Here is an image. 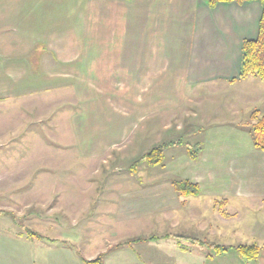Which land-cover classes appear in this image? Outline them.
<instances>
[{"label":"crops","instance_id":"crops-1","mask_svg":"<svg viewBox=\"0 0 264 264\" xmlns=\"http://www.w3.org/2000/svg\"><path fill=\"white\" fill-rule=\"evenodd\" d=\"M11 1L8 7H0V63L5 64V76L20 61L44 64L50 57L51 62L66 65L61 72L72 71L75 63L86 64V78L102 81V94L113 102H109L112 110L133 108L135 117L129 123L144 119L142 111L164 108L173 114L181 111L182 118H200L196 106L189 103L193 99L202 105V92H214L222 119L212 123L214 117L204 115L200 120L208 122L201 125L203 129L217 126L219 130L199 138L203 150L197 160L190 158L183 144L174 142L166 150L170 174L198 183L200 192L186 197L174 183H151L156 191L162 186L166 194L163 204L151 202L150 212H157L173 228L180 253L196 249L202 252L204 264H264V150L255 147L252 136L236 135L244 132L222 122L225 111L221 110L228 109L236 118L232 124L239 126L240 111L246 105L257 102L264 112L261 82L255 76L239 77L242 46L258 35L262 3L210 6L208 0H18L15 7ZM11 47L23 48L16 51L17 58L15 51L9 52ZM168 120L174 125V117ZM13 187L8 191L13 192ZM14 197L2 205L6 210H0V264H94L84 259H95L107 250L103 264H158L155 238L146 241L150 252L141 249L138 257L111 250L117 239L134 237L109 233L133 217L126 215L127 210L116 216L114 201L94 200L92 205L98 209L90 210L89 205L80 207V202L63 206L61 200L39 198L19 204ZM119 205L127 207L121 201ZM136 206L135 219L141 221L140 214L148 211ZM50 217L55 220L43 222ZM65 218L71 219L70 235L55 234L50 237L55 242L48 247L45 240H50L44 234L61 229ZM21 219L32 225L24 226ZM26 227L43 237L30 236ZM178 236L205 244H190L184 250ZM35 239L46 246L33 252L30 242ZM253 243L261 246L260 254L256 261H247L235 246ZM213 244L228 248L217 251Z\"/></svg>","mask_w":264,"mask_h":264},{"label":"rangeland","instance_id":"rangeland-1","mask_svg":"<svg viewBox=\"0 0 264 264\" xmlns=\"http://www.w3.org/2000/svg\"><path fill=\"white\" fill-rule=\"evenodd\" d=\"M9 2L10 0H0V7H8ZM11 2L15 7L19 5L18 0ZM83 48L85 50V39ZM22 49L11 47L9 52L15 51L17 58L19 52L16 51ZM15 65L13 73L5 76L2 74L6 69L5 64L0 63V68L4 66L0 72V210H6L2 205H7L4 203L14 195L20 201L19 204L39 198H53L61 200L63 206L80 202V207L89 205L90 210L98 209L92 205L95 204L94 200L114 201L118 205L116 216L124 215L127 210L126 215L133 217L117 224L116 232L113 228V232L109 233L114 237L131 233L134 237L117 239L119 242L113 245L112 251L121 254L120 256L133 257L141 249L148 252L150 245L146 241L155 238L158 243L153 245V252L157 251L158 258L154 259L158 260V264H204L202 252L196 249L180 253L177 240L171 233L173 228L155 212L157 205L153 209L155 213L150 212L151 202L158 204L160 200L163 204L166 194L162 186L159 188L163 192L160 189L156 191L151 183L166 185L182 181L180 176H173L168 171V145L176 142L186 146L185 143L189 142L199 146L200 137L219 130L217 126L203 129L201 125L205 121H200L204 115L206 119L214 117L212 123L222 119L221 112L217 111L213 101L216 96L214 92H202L204 95L199 98L203 101L202 105H198L197 100L193 99L189 103V106H196L200 118H182L181 111L173 114V111H166L164 108L160 111H142L140 114L145 116L144 119L138 118V122L129 123L135 117L133 108L112 110L109 102H113L106 100L108 95L102 94V81L86 78V64L75 63L77 67L72 65L70 72H61L66 65L53 63L50 57L44 64L20 61ZM40 66L39 72L37 68ZM257 80L261 82L260 89H263L264 81L259 78ZM90 94L91 101L88 99ZM113 100L116 102L117 98L113 97ZM199 109L203 110L198 111ZM256 109L261 111V104L250 103L241 108V119L238 120L242 122H239V126L232 124L236 118L230 116L228 109L222 108L225 111L222 122L228 121L231 126L244 132H237L236 135L251 138L250 129L254 121L250 115ZM262 111L261 115H264ZM170 117L175 118L174 125L171 122L169 124ZM207 123L206 121L205 124ZM155 146H164L165 157L162 164L150 166L146 162H137ZM106 185L112 188L107 190ZM10 186H14L13 192L8 191ZM156 194L158 197H155ZM120 201L127 207L119 205ZM140 204L143 211H148V214H140L141 221L135 219L134 213L136 205L140 210ZM147 204L149 206L146 207ZM19 209H23V206ZM56 216L60 217L59 214ZM49 220L55 218H46L43 222L49 223ZM64 220V229L52 228L48 230L49 233L44 234L50 240H45L48 247L55 242L50 238L55 234L70 235L72 229L68 225H71V219ZM22 223L24 225L28 222L21 219ZM28 224L32 225V222ZM99 241L102 240H97ZM43 246L46 245L36 239L30 242L33 252L36 248L42 250ZM51 247L54 248V245Z\"/></svg>","mask_w":264,"mask_h":264},{"label":"trees","instance_id":"trees-1","mask_svg":"<svg viewBox=\"0 0 264 264\" xmlns=\"http://www.w3.org/2000/svg\"><path fill=\"white\" fill-rule=\"evenodd\" d=\"M255 0H208L210 6H215L220 2H238L244 3ZM262 3L263 11L259 23L258 35L254 39H247L242 46V62L240 69V78H246L248 76H255L264 81V0H258ZM252 121L251 135L254 145L257 149L264 150V115H261L260 110H254L250 115ZM188 154L191 158L197 159L200 155L203 147L201 145H194L186 142ZM164 146H155L148 152L144 153L137 162H146L150 166L160 165L164 161ZM136 164V163H135ZM134 164V165H135ZM174 185L177 191L183 196L197 195L200 192L198 183L192 182L188 179L182 181H175ZM26 232L30 236L42 238L43 236L38 232L25 228ZM182 249L187 250L190 244L202 245L205 242L184 236H178ZM217 251L227 250L228 247L220 245H212ZM238 253L247 261H256L260 254L261 246L258 244H240L235 246ZM110 250L102 252L95 259L86 260L88 263L103 264L104 258Z\"/></svg>","mask_w":264,"mask_h":264}]
</instances>
